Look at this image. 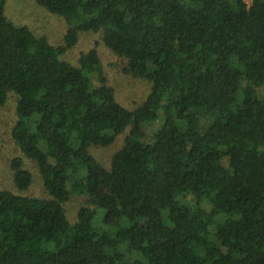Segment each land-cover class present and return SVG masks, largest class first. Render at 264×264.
I'll return each instance as SVG.
<instances>
[{"label": "trees", "instance_id": "obj_1", "mask_svg": "<svg viewBox=\"0 0 264 264\" xmlns=\"http://www.w3.org/2000/svg\"><path fill=\"white\" fill-rule=\"evenodd\" d=\"M5 2L0 106L15 92L12 136L49 197L0 190V264H264V0H37L69 24L59 48ZM89 31L151 83L134 110L96 48L59 57ZM120 136L109 165L91 152ZM11 169L28 190L24 159Z\"/></svg>", "mask_w": 264, "mask_h": 264}, {"label": "rangeland", "instance_id": "obj_2", "mask_svg": "<svg viewBox=\"0 0 264 264\" xmlns=\"http://www.w3.org/2000/svg\"><path fill=\"white\" fill-rule=\"evenodd\" d=\"M252 0H247L251 3ZM4 13L7 18L17 26L28 27L37 37H44L50 45L59 48L66 46L65 35L69 24L60 15L50 12L41 6L37 0H6ZM101 32H81L79 41L71 48H65L60 58L74 66H80L81 55L96 48L98 51L108 85L112 86L118 101L125 108L134 110L143 103L151 91V83L146 79L136 78L124 72L127 59L114 53L103 42ZM96 84L98 79H95ZM264 97V87L260 88ZM18 120L17 95L8 93L6 103L0 106V190L9 189L26 195L40 198H48L40 172L35 162L27 158L17 145L12 136V128ZM157 123H146L143 126L146 140L150 141ZM124 138V136H122ZM108 147H91V152L105 165H109L111 157L117 149L123 145V138ZM16 157H22L26 167L34 175L33 184L26 191H19L15 184L11 169V161ZM87 201V196L73 194L66 204V211L70 220L75 221L79 208Z\"/></svg>", "mask_w": 264, "mask_h": 264}]
</instances>
